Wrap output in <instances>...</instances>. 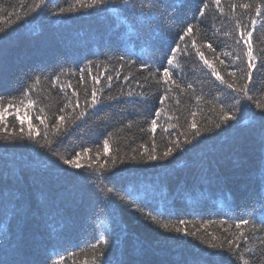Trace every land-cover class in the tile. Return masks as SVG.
Masks as SVG:
<instances>
[{
  "label": "trees",
  "instance_id": "trees-1",
  "mask_svg": "<svg viewBox=\"0 0 264 264\" xmlns=\"http://www.w3.org/2000/svg\"><path fill=\"white\" fill-rule=\"evenodd\" d=\"M201 2L167 0L157 19L150 0H132L134 7L111 0L98 8H80L76 0H45L39 7L40 0H0V97L7 102L31 87L49 124L52 114L72 101L62 113L68 134L55 137L49 128L48 139L61 141L53 144L59 156L79 152L83 165L72 168L53 155L44 146L43 126L41 136L16 139L12 128L19 125L8 117L9 132L0 130V264H237L226 248L241 231L249 240H236L240 251L255 250L250 264H264V230L235 227L245 218L261 229L264 112L217 80L194 51L179 56L183 71L174 74L184 91L174 89L169 93L173 98L161 105L155 85L141 88L146 75L142 61L163 57L177 33L197 19L202 21L193 33L197 47L224 80L239 86L247 45L236 44V22L243 27L255 19L257 68L249 88L255 89L253 99L264 104V8L260 16L254 11L260 0H221L223 13L205 0L210 7L199 18ZM237 55L241 60L233 62ZM229 72H235V81ZM36 77L41 78L38 84ZM93 88L100 90L99 111L84 103ZM146 90V101L127 96ZM222 104L224 111H239L237 119L217 128ZM161 107L165 111L153 133L150 121ZM28 111L35 122L34 111ZM145 146L158 157L168 147L173 153L149 161ZM85 149L91 151L85 155ZM177 227L195 234L176 232ZM100 234L108 239L106 245L98 243ZM213 244L225 247L213 249Z\"/></svg>",
  "mask_w": 264,
  "mask_h": 264
},
{
  "label": "snow or ice",
  "instance_id": "snow-or-ice-1",
  "mask_svg": "<svg viewBox=\"0 0 264 264\" xmlns=\"http://www.w3.org/2000/svg\"><path fill=\"white\" fill-rule=\"evenodd\" d=\"M111 0H76V4L80 8H98L101 6H104L108 3H110ZM151 7L156 9V12L158 13L157 19H159L161 16H163V12L160 9V6L162 4L167 3V0H158V2H155V0H150ZM45 0H40V3L36 5V7H39L41 4H44ZM121 3L124 5H132V0H121ZM211 4L214 5L221 13H223V8L220 7L221 0H211ZM172 6H175L174 4ZM237 5L232 4L231 7L235 8ZM244 8H250L252 5L250 4H243ZM134 7V6H133ZM210 7V4L208 2H205V0H202L201 7L198 9V17L202 18L205 16L206 10ZM264 8V0H260V2L256 3V6L254 8L255 14L257 16L261 15V9ZM73 9L70 7L69 9L61 8L60 12L63 13L65 11H72ZM151 11V9H150ZM202 23L200 19H197V24H187L184 29L177 33L176 39L174 40L172 45H169L167 53L163 57H156L152 56L147 60H143L140 69L142 71L146 72V75H143L142 79L145 82L144 84H141V88H145V86L151 87L152 85H155V91H158L161 93L159 103L161 105L164 104L165 101L172 99L173 97L169 96V93L172 92L174 89H180L181 91H184V89L181 87V84L177 81V79L174 78V74L178 72H182L183 68L179 61L180 55H188L191 53V51L195 52V55L199 57L200 60L203 61L204 65H206L209 69H211V74L214 75L217 80H219L222 84H225L228 89H231L233 93H236L237 95L243 94L244 98L250 102L254 103L255 106L261 110V112H264V104H261L258 100L253 99V95L250 94V92H254L255 89H250L249 84L252 83V74L253 70L257 68V65L254 61H256L257 57L253 54V43H252V37L253 32L255 31V24L257 23L255 19L252 20L251 25L243 26L241 27V22L237 21V28L239 30V37L236 39V44L243 43L244 45H247L245 56V64H246V71L244 72V80L243 83H240L239 86L235 82H228L224 80V78L220 75V73L217 71V69L209 62L207 58H205V54L203 51L200 50V47H197V40L196 36L193 35L194 29L198 31V25ZM0 31H3V29H0ZM155 33V29L153 30ZM186 37L189 39L186 41ZM206 47L210 49L211 51L215 52L216 49L213 48L212 43L207 42ZM225 56H232L231 52H225L223 53ZM121 60L124 58L121 57ZM241 60V57L239 55L235 56L233 58V62ZM221 64H223V61H220ZM124 65L121 64L120 67H123ZM261 67L264 68V59L261 60ZM229 75L233 78V81L236 80V74L235 72H229ZM40 77H36L34 79V83L38 84L40 83ZM83 77H81V80ZM111 77H109V84L108 87L110 88L111 85ZM93 80L98 84L99 78L93 77ZM59 82V76H56L52 80V86L55 87L58 85ZM68 87H71V84L69 83L67 85ZM61 90L63 86H60ZM190 88L191 85H188ZM98 89L93 88L90 93V97L86 98L84 103L87 105L88 108L97 109L99 111L100 109L97 108V105H102L103 102L97 99ZM262 93H264V90H262ZM137 96L142 101H146L148 96V91L143 92H128V97ZM110 100H116L118 97L110 96L108 97ZM199 99V97L197 98ZM79 99L75 101V107L79 106ZM176 103H179V100H176ZM237 104H239V100L236 101ZM72 104V101H68V103L65 105V107H62L59 109V113H53V119L51 121V124H49L47 121V115L45 113V107L42 105V102L39 100V98H33V89L30 87L28 90L24 91L19 98L13 97L9 101H5V98L0 97V125L3 127L0 128L3 132L6 134L9 132V126H8V117H12L13 120H15L19 127H13L12 133L15 136L16 139H24L25 137L28 139H34L36 136H41V126H43V138L46 141V144L44 146L48 147L50 151H52L53 155H57L58 159H61L64 164L69 165L72 168H81L83 165L80 163L81 154L79 152L75 153L72 158H65L63 156H59L57 152V148L53 147V144L59 145L61 141L59 139L53 141L49 140V128H51L52 135L55 137H61L66 136L68 134V129L65 127L66 119L65 115L62 114L65 111V108ZM19 105V106H17ZM28 109H32L35 113V122L33 120V116L29 113ZM224 105H221L222 115L220 122L216 124L217 128L221 127V124L227 125L229 120L237 119L236 112L239 111L238 108H230L228 111H224ZM165 109L161 107L158 111L155 112V117L151 119L150 126H151V132L155 133L157 129V118L160 117L161 113L164 112ZM231 113V115L229 114ZM81 116L83 113L80 114ZM192 116H195V113H192ZM25 125L27 126L25 128ZM191 127L195 128L196 123L193 120L191 123ZM19 133L20 135H17ZM199 135V131L195 133L193 136V139H195L196 136ZM9 138V137H6ZM38 142V141H37ZM192 141H185V143H191ZM174 147L176 145H173ZM103 151L105 154L109 151V141L108 139H104L102 142ZM91 151V149H85L84 153L85 155L87 152ZM144 152L147 154V160L149 161H156L158 159L167 158L172 155L173 148L168 147L161 157H158L154 154V151H150L146 146L144 147ZM100 153L97 152L96 156L99 158ZM89 168L92 167L91 164L88 165ZM101 168H103V165H101ZM105 171H107L105 169ZM102 175V173H101ZM99 178V177H98ZM107 191L109 193H112L113 195H118L117 193L113 192V189L108 188ZM121 199H124L123 196L120 197ZM262 212H264V209H262ZM150 218L155 220V217H151V214H149ZM181 224L184 222L181 221ZM241 224L243 225H251L253 230H264V215L261 216L259 224L261 225V229H257V221L241 218L240 222L235 224L236 228H240ZM165 229L168 228L167 224L162 225ZM176 232L184 231L185 234H191L194 235L195 233H188L186 229H181L179 227L174 229ZM241 237H244V242L248 243L249 237H245V234L243 231L239 233V235L236 236L235 240L228 239L227 248L226 250L229 251V253L236 259L237 264H240L242 261L243 264H250V261L256 257L255 250L249 248L245 252L240 251L241 245L236 243V240H240ZM103 242V244L108 243V239L104 236V234H100L98 237V243ZM261 246H264V237H261ZM96 246L93 245V248ZM213 249H216L217 247L224 248V245L217 246L216 244H213L211 246ZM235 249V251L233 250ZM102 255V253H101ZM245 255L248 256L247 259H245ZM262 256H264V253H261ZM63 259V258H61ZM54 264H58V262H54ZM257 264H259V260H257Z\"/></svg>",
  "mask_w": 264,
  "mask_h": 264
}]
</instances>
